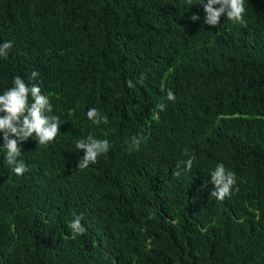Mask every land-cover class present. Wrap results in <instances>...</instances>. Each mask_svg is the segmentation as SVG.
I'll use <instances>...</instances> for the list:
<instances>
[{
  "label": "trees",
  "instance_id": "1",
  "mask_svg": "<svg viewBox=\"0 0 264 264\" xmlns=\"http://www.w3.org/2000/svg\"><path fill=\"white\" fill-rule=\"evenodd\" d=\"M199 3L0 0V94L37 83L61 121L21 144L22 176L0 150V264H264V0H245L244 25H206ZM89 134L110 149L80 170ZM185 149L193 168L174 177ZM217 163L237 176L223 201Z\"/></svg>",
  "mask_w": 264,
  "mask_h": 264
},
{
  "label": "clouds",
  "instance_id": "2",
  "mask_svg": "<svg viewBox=\"0 0 264 264\" xmlns=\"http://www.w3.org/2000/svg\"><path fill=\"white\" fill-rule=\"evenodd\" d=\"M191 5L192 0H187ZM203 5L205 17L204 24L217 26L221 17H226L233 24L244 25L246 6L245 0H200ZM218 5V7H216ZM199 19L193 16L192 20ZM12 42L6 41L0 43V58H6L9 50L12 48ZM39 76L38 71H33L29 80H35ZM144 79L140 77V82ZM12 87L6 89L0 94V134H2L3 143L0 144V150H3L4 163L11 167V171L16 176H22L29 169L23 159H21V144L29 138L34 137L39 145H47L55 140L60 132L61 121L58 115L53 113V105L48 95L42 94V90L37 83H26L20 76H15L12 81ZM129 88L134 87L132 80L127 81ZM162 90L163 85H162ZM165 99L174 102L176 96L171 89H167ZM163 111L166 107L164 103L158 105ZM89 120L97 123H108V117L100 116L98 109L90 108L87 113ZM14 137V138H13ZM141 138L133 136L130 138V144L133 149H138ZM75 148L83 150L84 155L79 158L78 169L83 170L90 164H95L98 158L108 153L110 142L108 139H98L89 134L86 138L75 142ZM184 156L187 159L178 160L173 172L174 177H180L183 172H191L196 157L187 149L184 150ZM211 183L214 189L210 196L223 201L232 194L235 188L237 176L227 169L223 163H217L210 172ZM238 190V189H236ZM82 214L74 216L69 224L70 229L75 235H83L86 231L81 223Z\"/></svg>",
  "mask_w": 264,
  "mask_h": 264
}]
</instances>
